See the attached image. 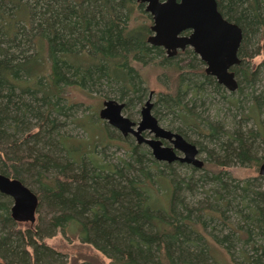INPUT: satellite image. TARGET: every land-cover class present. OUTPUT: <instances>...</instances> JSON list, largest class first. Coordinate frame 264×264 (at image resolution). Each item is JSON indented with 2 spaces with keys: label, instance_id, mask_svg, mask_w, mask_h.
Returning a JSON list of instances; mask_svg holds the SVG:
<instances>
[{
  "label": "rangeland",
  "instance_id": "374dc122",
  "mask_svg": "<svg viewBox=\"0 0 264 264\" xmlns=\"http://www.w3.org/2000/svg\"><path fill=\"white\" fill-rule=\"evenodd\" d=\"M216 1L242 29L241 62L230 69L235 90L210 75L193 48L170 55L149 42L155 32L146 3L0 0V58L16 64L36 55L40 34L56 45L51 59L35 61L50 63L46 73L18 68L9 77L13 104L26 109L28 121L8 122L0 147L12 153L11 143L20 142L15 150L33 162L17 165L18 177L1 163L0 173L40 199L35 222L0 226L14 249L0 246V264H122L123 251L133 256L127 264H161V233L171 264H264V0ZM81 9L90 29L76 34L63 22ZM67 39L73 43L61 42ZM107 99L123 104L122 114L136 123L150 101L160 126L194 144L203 167L157 159L149 129L125 135L101 118ZM53 180L55 195L46 190ZM127 219L151 237L150 252L137 245L139 232L128 234ZM175 223L183 224L180 234Z\"/></svg>",
  "mask_w": 264,
  "mask_h": 264
},
{
  "label": "water",
  "instance_id": "95a60500",
  "mask_svg": "<svg viewBox=\"0 0 264 264\" xmlns=\"http://www.w3.org/2000/svg\"><path fill=\"white\" fill-rule=\"evenodd\" d=\"M147 4V11L153 15L152 31L155 35L148 41L155 46L167 49L175 55L178 49L190 46L206 62V71L215 76L220 83L235 90V74L229 69L239 63L238 49L242 39V30L236 23L226 20L218 9L216 0H138ZM124 105L114 99H107L100 109V116L119 128L126 135L149 129L154 139L148 143L154 149L159 160L180 161L203 167V161L197 158V147L180 134L173 133L160 126L152 115V104L147 101L141 111L139 123L131 121L122 114ZM137 127V131L133 127ZM170 139L173 146H165L162 139ZM140 140L142 138L140 137ZM182 153L183 155H179ZM264 177V162L259 168ZM0 190L13 200V215L20 221H34L39 204L38 197L21 180L0 174Z\"/></svg>",
  "mask_w": 264,
  "mask_h": 264
},
{
  "label": "trees",
  "instance_id": "16d2710c",
  "mask_svg": "<svg viewBox=\"0 0 264 264\" xmlns=\"http://www.w3.org/2000/svg\"><path fill=\"white\" fill-rule=\"evenodd\" d=\"M131 1V0H126ZM127 3V4H128ZM256 8V6H255ZM258 16H260L259 14H257ZM86 15H84V10L81 9L80 13H78V17L76 19H72V17L67 18V21H69L67 23V21L64 20L63 25L64 27H69L72 32H77L76 34H79L81 32V29L85 26V30H89V25H87V19H86ZM261 18V17H260ZM66 22V24H65ZM7 33L8 34H12V29L11 27H7ZM89 35L91 36H95L94 34L89 33ZM54 40L53 39H46V37L43 34L37 35L33 41L34 46L36 48L37 54L29 57L27 59H22V61L17 62L16 64H11L10 62H7L4 58H0V135H4L5 131L7 130V123L8 122H16V125H23L27 123V117H26V109H21L20 106H17V101H14L13 104V97L14 95V87L12 86V81L9 80V77H13L14 76V72L16 69L21 68V69H32L34 72L37 73H41V72H45L48 70V66L50 65L49 62H47L45 65L42 64H35V61L38 59V57H43L44 59L46 58V60L48 58L51 59L52 57V52L55 51V47L56 45L54 44ZM62 43H65L67 45L72 44L73 42H71L70 39L67 40H62ZM0 51H3V47L0 44ZM93 58V57H92ZM95 62V59H91L88 62ZM108 61H111L112 65H116V63H118V66H122L124 64H126V61L121 63V59L118 58H114V57H109L107 58ZM92 62V63H93ZM244 74L246 77H248V74L246 71H244ZM182 74H178L176 79L173 80V89L177 90L179 87V82L181 79ZM7 93V94H6ZM46 96V95H45ZM4 99L6 101H4ZM45 99L47 100V98L45 97ZM49 99V97H48ZM10 104L11 109H9L8 105ZM52 109V108H51ZM14 111L15 113H19V116H7V113H9V115L11 114V111ZM22 118V119H21ZM20 142L13 141L11 143V147L13 148V152L12 153H3V150L7 148V146H1L0 147V163L3 165H6V169H4V173H8V174H12L14 175V177H18V174H20V172L18 170H16V166L20 165L22 162L25 161H31L33 162V160L29 159L27 160L29 157L26 155H20L18 150H15V147H17V145ZM4 148V149H3ZM243 148V147H242ZM31 156V155H29ZM27 158V159H26ZM68 177V179H72L71 175L66 176ZM67 181V180H66ZM68 182V181H67ZM46 190L48 191V193L55 195L56 194V190H55V182L53 180L50 183H47L46 185ZM62 193H60L61 195ZM259 194V193H257ZM115 198H117V196H113V199L115 200ZM100 201V200H99ZM74 205H79L78 202H74ZM99 203V202H98ZM82 205H85L84 202H81ZM54 213V210L52 211ZM144 218L147 217L146 214L143 213ZM135 217H140V215H137ZM127 232L128 234H131V232H139V234H137L139 237H141V241H136L138 242L137 245L141 246L140 248L144 247L146 249V252H150V245H152V241L149 242L150 240V236H146L140 229V227L136 224H130V219H127ZM0 226L2 227V224H6L7 222H9V217L8 214H6L3 218V220L0 221ZM8 224V223H7ZM174 231L177 233H181V231L183 230V224H179V223H175L174 224ZM120 229V228H119ZM131 231V232H130ZM145 237V238H143ZM159 238V259L161 264H171V254H170V248H169V244H168V240H166V236L165 234L161 233L160 235H158ZM7 236L3 237L2 234H0V246L2 245V247H5L6 250H8V252L13 251L14 249H12V245L11 243H7ZM144 242H149L148 245L145 244ZM132 244V243H131ZM133 245V244H132ZM1 247V248H2ZM3 249V248H2ZM128 254H127V253ZM122 259H118L117 262L122 263V264H127V260L129 261V259H133L132 254H130L128 251H123L122 252ZM127 257V258H126Z\"/></svg>",
  "mask_w": 264,
  "mask_h": 264
},
{
  "label": "flooded vegetation",
  "instance_id": "af4514ba",
  "mask_svg": "<svg viewBox=\"0 0 264 264\" xmlns=\"http://www.w3.org/2000/svg\"><path fill=\"white\" fill-rule=\"evenodd\" d=\"M138 1V0H137ZM141 3V2H140ZM218 4V3H217ZM240 27V26H239ZM241 28V27H240ZM242 30V29H241ZM242 37H243V35H242ZM241 41H242V39H241ZM241 44V43H240ZM187 47H190V46H187ZM186 47V48H187ZM240 47V46H239ZM185 48V49H186ZM192 48V47H191ZM185 49H182L183 51L185 50ZM194 50V49H193ZM238 51H239V49H238ZM195 52V51H194ZM177 54V53H176ZM175 54V55H176ZM198 55V54H197ZM237 57H238V53H237ZM205 62V61H204ZM241 61H240V59H239V63H240ZM239 63H236V64H234L233 66H231V68L232 67H234L235 65H238ZM205 64H206V62H205ZM207 65V64H206ZM230 68V69H231ZM229 69V71H231ZM232 72V71H231ZM211 75V74H210ZM213 76V75H212ZM172 131V130H171ZM173 133H176V134H180L181 136H183L181 133H178V132H174V131H172ZM183 138H185L184 136H183ZM186 139V138H185ZM187 140V139H186ZM188 141V140H187ZM167 142V143H166ZM189 142V141H188ZM162 143H163V145H165V146H173V143L171 142V140L170 139H162ZM191 143V142H190ZM181 155H183L182 153H180ZM198 154H199V152H198ZM198 156V155H197ZM189 164V163H188ZM190 165H192V164H190ZM260 168V167H259ZM0 174H3V173H0ZM10 177V176H9ZM35 193V192H34ZM37 195V194H36ZM0 196L2 197V196H4V197H10V198H12L10 195H8V194H6V193H4V192H2L1 190H0ZM37 197H38V201H39V199H40V197L37 195ZM13 199V198H12ZM4 202L2 201V202H0V221L1 220H3V217L6 215V214H8V217H9V221L11 222V223H13V224H16V223H20V222H32V221H20V220H17L15 217H14V215H13V204L10 206V208H8L9 206L7 205V206H3L4 204H3ZM13 203H14V200H13ZM38 207H39V204H38ZM38 207H37V210H36V212L38 211ZM33 222H35V221H33ZM1 223V222H0Z\"/></svg>",
  "mask_w": 264,
  "mask_h": 264
}]
</instances>
